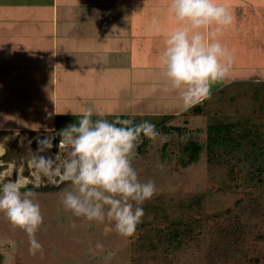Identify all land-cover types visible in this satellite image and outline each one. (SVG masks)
Here are the masks:
<instances>
[{"label":"rangeland","instance_id":"obj_1","mask_svg":"<svg viewBox=\"0 0 264 264\" xmlns=\"http://www.w3.org/2000/svg\"><path fill=\"white\" fill-rule=\"evenodd\" d=\"M35 25L36 22L24 23L31 30ZM18 30L16 34L26 32ZM164 88L160 92L165 99L157 95L160 97L157 100L137 101L136 109L132 110L141 114L143 108L161 111L180 107L179 94L164 92ZM3 89L5 86L0 83V90ZM0 102L11 113L12 117L7 119L17 121L22 129L28 127L24 120L34 119L37 124L31 102L13 99ZM205 104L204 115L176 114L167 122L186 127L187 131L178 134L173 129L159 130L163 141L159 137L149 140L147 151L143 152L138 149L140 141L137 143L132 166L141 182L155 183L156 192L141 205L142 222L134 235L127 238L117 235L112 224L89 222L66 211L61 196L71 189L70 183L59 177L43 176L35 169L38 140L45 137L54 145L47 155L53 157L57 166L67 158L66 152L55 147L56 130L0 138V158L16 142L23 149L19 164L15 158L12 162L0 159V185L16 181L25 185L21 190L34 193L43 216L35 234L43 246V254L33 256L28 251L27 234L14 228L0 212V264H244L245 256L264 264V83L229 84L212 93ZM117 106L123 110L121 113L131 111L121 106V102ZM21 112L27 116L19 115ZM163 114H145L142 120L160 125ZM46 119L52 120L45 117L44 124L39 121V125L48 127L50 122ZM2 120L0 117V125ZM217 120L242 122L243 128L251 132L247 139H252L255 145H248V140L243 139L241 146L233 143L231 150L222 146L210 154L206 145L208 127ZM191 138L199 140L204 151L198 162L186 166L182 164L186 157L182 145ZM179 221L186 225L192 221L196 225L193 234L188 235L187 226L181 227L184 244L176 248L168 238ZM97 243L103 245L102 250L95 248Z\"/></svg>","mask_w":264,"mask_h":264},{"label":"crops","instance_id":"obj_2","mask_svg":"<svg viewBox=\"0 0 264 264\" xmlns=\"http://www.w3.org/2000/svg\"><path fill=\"white\" fill-rule=\"evenodd\" d=\"M221 2L234 21L219 39L234 53V62L227 79L211 92L232 83H264V0ZM27 21L36 22L32 30L24 27ZM175 27L167 0H0V83L5 86L0 101L27 100L37 117L36 125L24 120L28 127L22 129L7 119L11 113L0 102V131L9 132L0 138L48 134L78 117L72 112L87 108L110 113L103 118L182 114L181 106L132 110L137 101L166 98L160 92L165 81L159 57ZM18 28L26 32L16 34ZM119 102L131 111L121 113ZM45 117L52 118L46 119L48 127L39 125Z\"/></svg>","mask_w":264,"mask_h":264},{"label":"clouds","instance_id":"obj_3","mask_svg":"<svg viewBox=\"0 0 264 264\" xmlns=\"http://www.w3.org/2000/svg\"><path fill=\"white\" fill-rule=\"evenodd\" d=\"M168 11L177 24L164 39L159 57L165 91L179 94L181 108L190 110L211 96L214 85L223 83L234 62V53L219 39L233 24L234 17L221 0H167ZM157 24L155 17L152 26ZM78 123H70L59 131L55 147L67 153L56 165L47 155L54 146L47 137L38 140L34 167L39 174L62 182L71 189L61 196L66 211L76 217L97 223H109L117 235L131 237L142 222L141 205L156 192L152 180L141 182L132 166L137 143L142 137L155 141L163 137L155 124L131 119L109 121L110 115L87 108L79 113ZM93 115L98 118L93 120ZM25 185L8 182L0 185V212L14 228L29 237V253L43 254L36 232L43 223L39 203ZM97 250L103 245L97 243Z\"/></svg>","mask_w":264,"mask_h":264},{"label":"trees","instance_id":"obj_4","mask_svg":"<svg viewBox=\"0 0 264 264\" xmlns=\"http://www.w3.org/2000/svg\"><path fill=\"white\" fill-rule=\"evenodd\" d=\"M255 85V84H254ZM223 90V89H222ZM207 100V99H206ZM206 100L201 103L196 105L195 107L191 108L190 110L184 111L182 114L184 116H193V115H204L207 113V107H206ZM164 119L160 121V125L155 124L157 131H161V130H169V129H173L175 130V132H177L178 134L180 132H185L187 131V128H182L181 126H176V125H168L167 122L170 121L174 116L173 115H163ZM141 115H120V116H113V117H106L105 119L109 120V121H113L117 118L119 119H131L133 120V122L135 124H138L144 120H142ZM78 119L79 117H74L70 122L65 123V124H58V127L56 128V139L57 141H59L60 136H59V131L61 129H63L64 127H66L68 124L70 123H78ZM93 120H96V118H93ZM187 121V123H189L188 119L185 120ZM242 122L238 121V122H232V121H221V120H217L215 123H209V127H208V137H207V148L209 153H214L215 148L218 147H224L225 150H231L230 147L233 146V143H237V145H242L243 143H241V141L243 139H247L249 137V135L251 134V132L248 129L243 128L244 126L241 125ZM172 127V128H171ZM238 129L240 132L234 131ZM4 131H0V136H2L4 133ZM5 133H7L5 131ZM31 133H35V132H31ZM53 133V132H52ZM248 140V139H247ZM149 139L142 137L140 140V144H139V151L143 152V151H147V144H148ZM255 145V143L253 142L252 139L248 140V145ZM167 145V144H165ZM233 149V148H232ZM182 150L184 152V154L186 155L185 158H183L182 160V164L183 165H190L193 164L195 162H198L201 158V155L204 151V146L203 144H201V142L199 140H194V139H189L188 141H186L185 143H183L182 145ZM248 152V150L246 151ZM23 153V149L20 147H17V142L12 146V148H10L0 159H3L4 162H12L13 158H15L16 163L19 164L21 161V155ZM262 181V179L260 180ZM192 222V221H191ZM187 222V225L185 224V222L183 221H179L177 222V227L172 231V233L170 234V237L168 238L171 242H174V245L176 248L180 247L181 245L184 244V239L182 237V234L180 233V231H182L181 227L187 226L186 229V233L185 234H193L194 229L193 227L196 225V222ZM178 234L180 235L178 237ZM184 234V235H185ZM156 248V246H155ZM243 262L244 264H258V261H256L254 258H250V256H245L243 257ZM262 264V263H260Z\"/></svg>","mask_w":264,"mask_h":264},{"label":"bare ground","instance_id":"obj_5","mask_svg":"<svg viewBox=\"0 0 264 264\" xmlns=\"http://www.w3.org/2000/svg\"><path fill=\"white\" fill-rule=\"evenodd\" d=\"M1 150V149H0Z\"/></svg>","mask_w":264,"mask_h":264}]
</instances>
